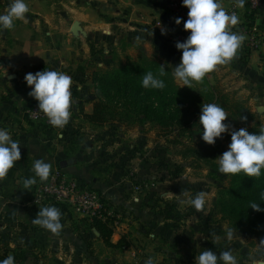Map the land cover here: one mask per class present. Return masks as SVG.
Segmentation results:
<instances>
[{
	"label": "crops",
	"instance_id": "0c3cea01",
	"mask_svg": "<svg viewBox=\"0 0 264 264\" xmlns=\"http://www.w3.org/2000/svg\"><path fill=\"white\" fill-rule=\"evenodd\" d=\"M232 1L221 0L225 8ZM27 2L30 12L26 14V20L15 21L12 30L0 31V129L8 130L12 139L19 141L21 150V159L10 169L7 178L0 181V196L10 201L12 197L16 199L29 195L38 201L36 190L41 183L39 179L30 190L24 189L23 180L34 176L33 163L42 159L52 168H60L66 176L106 196L110 207L117 211L116 207L127 205L120 198L124 191L123 153L127 149L121 138L129 137L128 134L132 137L131 133L135 132L134 138H131L133 141L129 143H141L144 149H149L151 136L140 133L141 128L138 127L125 129L124 133L114 131L116 128L123 130V125L116 121L109 124L111 130H108L107 124L98 128L84 118V115L93 114L96 102L92 75L100 67L125 64L139 55L156 60L172 70L179 65L182 55L179 51L177 60L171 56V48L177 42L172 37L177 30L175 20L164 10L162 0ZM10 3L11 0H0V14ZM73 22L80 24L82 35L72 36L70 28ZM252 22L261 46L248 53L241 48L237 57L222 67L241 76L240 83L245 85L243 92L249 95L250 100L264 102V0ZM137 36L141 37L140 41H136ZM43 70L64 72L74 81L72 89L76 95L72 97V116L63 129L53 127L42 130L28 122V93L31 88L24 76ZM77 85L82 87V91L77 90ZM111 131L121 138H109ZM128 148H133V145ZM126 153H130L129 150ZM131 156L133 154L127 158ZM132 162L133 159H130L127 165ZM0 211L9 221V214L14 208L3 203L0 204ZM61 211H68L69 214L61 221L63 227L59 235L34 225L32 219L35 215L27 212H24L22 227L29 232L24 231V234L34 238H51L53 255L60 261L62 255L63 258L69 256L68 259L75 264H136L132 247L106 246L94 229L84 230L80 221L82 218L70 208ZM19 217L22 218L23 214ZM133 225L139 232L142 223ZM147 225L155 227L157 224L148 222ZM127 232L128 229L121 223L118 233H112L110 242L117 244ZM67 263L69 261L65 259Z\"/></svg>",
	"mask_w": 264,
	"mask_h": 264
},
{
	"label": "rangeland",
	"instance_id": "374dc122",
	"mask_svg": "<svg viewBox=\"0 0 264 264\" xmlns=\"http://www.w3.org/2000/svg\"><path fill=\"white\" fill-rule=\"evenodd\" d=\"M101 68L103 67L99 69ZM219 69L218 72L207 74L202 84L194 83L191 90L202 94L200 101L203 104L215 103L223 107L228 114L224 123L231 125L234 130L247 128L249 131L256 122L264 126V111L256 112L257 107L264 108V102L250 100L249 95L243 92L245 85L240 83L241 76L229 72L227 67L220 66ZM208 93L212 97L211 101L207 99ZM237 107L255 114L256 117L252 122L242 121L241 111ZM109 124L108 130H111ZM122 125L123 130L116 128L114 131L124 133L125 129L138 127L141 128L140 133L151 136L149 149H144L141 143H129L133 141L131 138H134L135 132L131 133L132 137L128 134L129 137L121 138L111 131L112 135L109 137L121 138L122 144H127L123 153L126 166L123 170L124 191L120 195L127 205L116 207L119 212L114 208L120 215V222L128 229L124 237L135 251L136 264H145L149 258L154 264H195V257L204 249H211L217 254L231 249L239 264H245L250 256L255 255L257 243L264 238L263 229L257 224L254 226L248 221L231 218L222 213L215 204L220 192L229 187V175L220 174L218 171V157L227 151L231 142L230 132L217 138L221 143L222 152L211 165H206L193 153L197 151V145L202 139L199 117L194 125L184 132H178L176 128L164 130L147 123ZM131 144L133 148H128ZM128 150L130 153H126ZM130 154H133L130 157L133 162L127 165L130 161L127 156ZM200 191L208 194L202 212L176 201L175 195L180 192L186 193L184 199H187ZM34 200V197L29 195L16 199L12 197L10 201L0 196L1 205L6 203L14 208L13 213L9 214V221L0 211V261L4 260V249L7 248L18 255L25 253L26 259H18L15 264H65V259L69 261L67 264H75L68 259L69 256L63 258L61 255L60 261L53 255L54 244L51 238H34L30 234H24V231L29 232L27 228L22 227L24 212L36 215L42 207L61 206ZM20 214H23L22 218L19 217ZM68 214V211L62 212L61 221ZM136 222L142 223L139 232L137 227H134L136 225H133ZM148 222L157 225L150 227ZM230 228L236 229L237 236L233 239L227 238V229ZM9 255L12 254L7 256Z\"/></svg>",
	"mask_w": 264,
	"mask_h": 264
},
{
	"label": "clouds",
	"instance_id": "9594fccd",
	"mask_svg": "<svg viewBox=\"0 0 264 264\" xmlns=\"http://www.w3.org/2000/svg\"><path fill=\"white\" fill-rule=\"evenodd\" d=\"M246 0H235V7L243 9ZM182 6L188 9V19L184 21L183 28L190 35L185 41L175 43L182 55L178 66L172 68V76L179 87L193 89V84H202L207 74L217 70L218 66L232 62L242 48L246 35L233 31L239 25L240 17L235 11L229 13L221 0H182ZM30 12L27 0H11V3L0 14V31L12 30L15 21L26 20ZM179 25L181 18H176ZM162 34L164 32L162 31ZM152 35V33H151ZM136 41L141 37L137 36ZM166 75L165 67L160 66L159 75L148 71L143 75L141 86L145 89L163 90L166 84L163 77ZM26 84L31 88L28 95L38 102V110L43 113L48 123L54 128L63 129L72 116L73 104L71 88L73 79L64 72L55 70L29 72L24 76ZM77 90L82 87L77 85ZM228 114L218 104L206 103L201 107L199 124L202 125V140L208 145H214L217 138L223 133L230 132L231 142L227 151L218 157V171L220 174L237 175L243 173L246 177L259 178L264 169V127L259 133L249 132L247 128L232 129L231 125L224 123ZM246 120V117H241ZM21 159L19 141L13 140L10 132L0 129V181L7 178L8 172L16 162ZM34 176L23 180L25 190H30L37 183L48 180L52 165L42 159H36L32 166ZM207 193L200 191L194 197L184 199L186 193L175 195L179 204H188L197 212H202L207 202ZM264 199V193L261 194ZM254 211H262L259 204L252 202L249 206ZM62 212L55 206H45L39 209L32 223L46 229L53 235H59L62 230ZM236 229H227V238L233 239ZM0 264H15V257L7 256ZM145 264H154L149 258ZM195 264H239L231 249L217 254L211 249H204L195 257ZM245 264H264V238L256 246V253L250 256Z\"/></svg>",
	"mask_w": 264,
	"mask_h": 264
},
{
	"label": "trees",
	"instance_id": "16d2710c",
	"mask_svg": "<svg viewBox=\"0 0 264 264\" xmlns=\"http://www.w3.org/2000/svg\"><path fill=\"white\" fill-rule=\"evenodd\" d=\"M246 20H252L253 16L245 13ZM171 56L174 60L179 57V51L172 47ZM244 53L250 52L243 48ZM162 64L156 60L150 59L144 55H139L135 60H128L125 64H117L106 68L96 70L92 75V84L95 92L94 112L92 115H84L95 127H103L114 121L125 124H151L157 125L164 130L176 128L178 132H184L196 122L201 113L203 103L200 101L202 94L193 92L188 87H179L172 76V70L169 66L165 67L166 75L159 77L164 80L166 87L163 90L145 89L141 86L142 77L148 71L154 75H159ZM72 89V88H71ZM203 91V90H202ZM72 97H75V90L72 89ZM206 94L208 101L212 97ZM30 105L38 106V102L30 97ZM238 108V107H237ZM241 116L246 117L245 122H252L255 114L247 110L238 108ZM264 127L260 123H254L249 132L259 133ZM222 152V146L217 139L214 145L206 144L202 139L197 145V151H194L196 157L204 164L211 165ZM60 169V168H59ZM229 187L221 191L216 201L220 211L229 215L233 219L248 221L252 225L260 226L264 231V210L254 211L250 204L255 202L264 209V199L261 194L264 193V169L261 170L259 178L246 177L243 173L229 175ZM102 200H107L106 196L97 192ZM111 208V207H110ZM174 209L173 206H169ZM168 216L170 214H167ZM169 219V217H166ZM84 230L94 229L99 234V238L108 247H132L122 236L117 244L110 242L113 230L110 228L111 219L103 221L101 218H82ZM11 253L15 257V263L18 259L23 260L25 253L19 255L13 251L4 249V259ZM36 264H42L37 262Z\"/></svg>",
	"mask_w": 264,
	"mask_h": 264
},
{
	"label": "built area",
	"instance_id": "2783aa9c",
	"mask_svg": "<svg viewBox=\"0 0 264 264\" xmlns=\"http://www.w3.org/2000/svg\"><path fill=\"white\" fill-rule=\"evenodd\" d=\"M263 0H246L243 9L235 7V0L229 7L225 8L229 13L235 11L240 17V23L233 28V31L241 32L246 35L242 48L249 51H256L261 46L259 34L252 20L245 19V13L256 16L262 6ZM164 10L174 20L181 18V23L175 25L176 31L172 37L176 41L183 42L186 40L189 32L183 28V23L188 19V9L182 6V0H162ZM72 90V89H71ZM27 118L30 124L37 126L42 130L53 128L48 123L46 116L38 110V106L29 105L27 108ZM39 202L61 205L58 208H70L76 215L81 218H101L103 221L108 218L112 220L110 228L113 233H118L121 227V218L117 211L110 208L109 203L102 200V197L88 185L66 176L61 169L52 168L51 174L47 181L41 182L36 190Z\"/></svg>",
	"mask_w": 264,
	"mask_h": 264
},
{
	"label": "water",
	"instance_id": "95a60500",
	"mask_svg": "<svg viewBox=\"0 0 264 264\" xmlns=\"http://www.w3.org/2000/svg\"><path fill=\"white\" fill-rule=\"evenodd\" d=\"M70 33L72 34V36H75L77 37L79 34L82 35L83 32H82V29L80 27V24L78 22H73L71 28H70ZM264 111V108L263 107H257L256 108V112L257 113H260Z\"/></svg>",
	"mask_w": 264,
	"mask_h": 264
}]
</instances>
